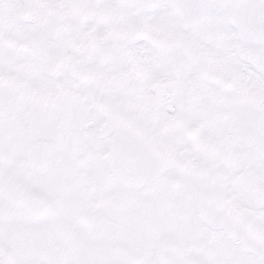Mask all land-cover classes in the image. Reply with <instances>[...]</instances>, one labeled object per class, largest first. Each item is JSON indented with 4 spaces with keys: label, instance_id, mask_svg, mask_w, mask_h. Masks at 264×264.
<instances>
[{
    "label": "snow or ice",
    "instance_id": "snow-or-ice-1",
    "mask_svg": "<svg viewBox=\"0 0 264 264\" xmlns=\"http://www.w3.org/2000/svg\"><path fill=\"white\" fill-rule=\"evenodd\" d=\"M0 264H264V0H0Z\"/></svg>",
    "mask_w": 264,
    "mask_h": 264
}]
</instances>
